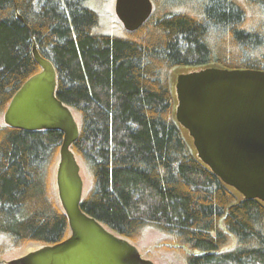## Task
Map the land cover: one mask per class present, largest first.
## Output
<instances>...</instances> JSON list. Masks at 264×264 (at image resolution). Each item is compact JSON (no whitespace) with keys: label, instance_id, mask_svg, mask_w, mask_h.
Here are the masks:
<instances>
[{"label":"trees","instance_id":"16d2710c","mask_svg":"<svg viewBox=\"0 0 264 264\" xmlns=\"http://www.w3.org/2000/svg\"><path fill=\"white\" fill-rule=\"evenodd\" d=\"M152 2L138 30L116 36L95 0H0V119L42 69L35 44L79 123L84 212L134 244L155 230L186 264H264V202L201 161L171 85L176 69L264 70V0ZM63 137L0 123V259L70 237L53 174Z\"/></svg>","mask_w":264,"mask_h":264},{"label":"water","instance_id":"95a60500","mask_svg":"<svg viewBox=\"0 0 264 264\" xmlns=\"http://www.w3.org/2000/svg\"><path fill=\"white\" fill-rule=\"evenodd\" d=\"M153 6L152 0H115L116 15L128 32L149 19ZM33 55L42 69L15 93L3 120L12 128L64 134L56 185L71 235L8 264H155L82 210L85 183L71 148L80 135L79 123L56 95L53 63L35 44ZM175 91V119L192 138L201 161L244 198L264 202V70L207 66L177 74Z\"/></svg>","mask_w":264,"mask_h":264},{"label":"rangeland","instance_id":"374dc122","mask_svg":"<svg viewBox=\"0 0 264 264\" xmlns=\"http://www.w3.org/2000/svg\"><path fill=\"white\" fill-rule=\"evenodd\" d=\"M106 1V2H105ZM100 0H95V9L99 10L103 17V25L102 28H104V33H108L111 35L120 36L125 31H127L122 22L118 19L116 12H115V0H104L101 1L102 3H99ZM98 5V6H97ZM189 69L183 68V69H176L173 74L171 75V85L173 89V93L175 96V108L177 106V96L175 91V84H176V75L179 73H185L188 72ZM3 118L0 119V123H3ZM188 142L191 144L192 148L195 150L193 146V140L189 136V134H185ZM79 163L81 164L82 168V176L85 183V190H87L90 186L89 177L87 174V171L85 169V166L81 162L80 159H78ZM56 168L57 165L54 168V188L56 189L57 193V185L56 183ZM163 237L161 234L156 232L155 230H148L143 237L135 243V245L138 247L142 257L146 259L152 260L155 264H186L185 260L183 258L184 253L178 247L176 248L174 245L166 246L162 244ZM37 247L31 246L28 248H25V250L21 252H16L15 254H12L10 256H6L4 258L0 259V264H8L10 260L16 259L18 257H21L25 254H27L30 251L36 250Z\"/></svg>","mask_w":264,"mask_h":264}]
</instances>
